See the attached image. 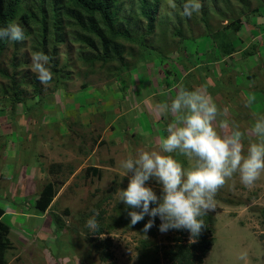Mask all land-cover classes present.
<instances>
[{
  "label": "rangeland",
  "instance_id": "374dc122",
  "mask_svg": "<svg viewBox=\"0 0 264 264\" xmlns=\"http://www.w3.org/2000/svg\"><path fill=\"white\" fill-rule=\"evenodd\" d=\"M155 1L147 0V4L154 6ZM160 1L150 37L147 21L142 20L140 27L127 25L133 39L146 44H122L128 68L119 77L101 63L89 70L80 58L79 45L69 40L72 36L60 45L56 64L50 61L53 79L47 85L32 70L31 48L17 54L8 49L0 68L11 70L18 58V72L30 78L24 88H30L29 81L31 86L38 83L49 99L44 114L35 119L22 106L9 110L0 102V209L5 212L0 228H10L7 264H92L89 260L94 264H167L163 252L175 245L174 238L190 240L186 229L160 232L159 217L147 232L143 229L148 216L144 224L132 226L127 215L131 210L117 194L119 188L127 187L129 178L120 162L129 156L135 158L140 150H159V140L166 136L167 124L174 119L171 114L157 116L152 106L170 103L178 87L184 86L186 75L179 56L186 54L202 64H212L214 46L207 34L227 24L217 16L218 0H200V11L191 17L183 14L184 0ZM142 5L143 0H126L116 11L120 8V19L129 20L141 16ZM259 7L254 2L247 10L249 19L238 43L243 48L260 40L264 44V26L253 31L256 22L264 24ZM174 31H182L186 41L180 43L181 39L179 42L173 37ZM159 54L167 59L162 60ZM241 59L217 60L213 67L210 65L212 77L201 79L195 71L196 77L188 80L192 90L204 86L209 94L213 87L223 88L213 100L221 112L224 108L229 111L227 117L218 116L215 123L218 126L227 119L230 128L238 125L244 133L246 152L257 140L251 132L254 123L264 117V67L257 58ZM253 75L254 79L247 80ZM232 84L237 91L226 86ZM5 86L7 83L0 80V98ZM249 95L259 98L246 106ZM174 156L185 167L189 165L185 157ZM88 168L100 169L101 176L87 175ZM46 183L55 186L57 195L50 208L40 214L35 206ZM150 183L159 195V186L155 181ZM220 191L242 204L230 206L215 199V208L208 213L214 221L215 241L203 264H264V174L250 187L235 174ZM95 213L98 227H104L101 235L87 227ZM56 220L61 223L57 232ZM243 252L247 253L245 260L239 259ZM101 256L106 261H101Z\"/></svg>",
  "mask_w": 264,
  "mask_h": 264
},
{
  "label": "trees",
  "instance_id": "16d2710c",
  "mask_svg": "<svg viewBox=\"0 0 264 264\" xmlns=\"http://www.w3.org/2000/svg\"><path fill=\"white\" fill-rule=\"evenodd\" d=\"M126 0H0V27H7L9 23H19L25 31V40L13 42L5 39H0V65L7 54L9 48H13L15 54L22 52L21 50L31 48L33 53L37 51L44 52L51 57V62L55 63L56 52L60 45L65 43L67 37L73 44L80 47V58L89 70L95 69L101 63L104 69L110 68V72H114V76H119L128 68L122 44L133 43L144 47L146 42L133 39L130 34V29L127 25H135L140 27L141 21L145 20L148 24L147 36H151L157 21V13L160 8V0H156L154 6L147 4V0H143L141 16H132L129 20H121L119 17L118 7ZM220 1V0H218ZM216 1L217 16L220 21L225 19L227 24L215 33L208 32L207 37L213 44V49L210 52L212 64H217L220 59L233 58L234 56L242 57V61L256 59L264 67V44L259 41L248 48H243L238 45L240 42V33L244 28L247 17V10L252 7L254 2H257L260 7L257 10L264 14V0H222ZM239 5L237 9L236 6ZM228 16L225 18V16ZM257 15V14H255ZM208 25V22L206 23ZM253 28V31H256ZM146 37V36H145ZM173 37L178 38L180 43L186 40L182 39V31H174ZM126 50V47H125ZM158 53V52H156ZM160 58L166 60L167 57L161 54ZM241 55V56H240ZM129 56H133L130 53ZM192 56L183 54L179 56V63H182V73H185L184 86L188 90H192V85L188 79L196 77L195 71H198L201 79L212 77L213 65L202 64ZM240 59V58H239ZM218 60V61H217ZM16 62L12 64L11 70L0 68V80L7 83L2 90L0 102L6 103L8 109L15 110L16 107L22 106L26 114L36 118L39 114L45 111V105L49 99L48 93L44 88L34 82L27 90L24 88V82L30 78L18 72L19 65ZM56 64V63H55ZM117 65V68L114 66ZM191 65V67H189ZM206 72V75L205 73ZM22 76V77H21ZM226 76V73H225ZM21 77V83H20ZM214 77L217 75L214 73ZM255 78V75L251 76ZM229 89L236 91L235 84L226 85ZM222 87L213 89L212 93H220ZM224 96L225 94L222 93ZM256 98H259L256 96ZM256 102V100H255ZM44 114V113H43ZM18 118V115L15 118ZM246 117V116H245ZM248 118V117H247ZM244 118L240 119L243 120ZM250 119H252L250 117ZM104 143V142H103ZM186 165V164H185ZM59 165L55 166L60 170ZM54 171V170H52ZM87 175L101 176V170L98 168H88ZM57 191L52 183H46L42 186L41 191L36 201L35 210L44 214L53 203ZM215 199L227 205H241L242 202L237 201L227 195H223L219 190ZM131 210L130 208H127ZM94 211L91 212L93 214ZM3 210L0 209V218L3 216ZM264 214V213H263ZM205 227L202 229L199 236L194 241L191 234L187 230V237L192 241L187 242L174 238L175 245L163 252V258L167 264H203L205 258L210 253L214 244V221L210 214L202 217ZM145 222L141 221L140 224ZM60 221L55 222V232L60 227ZM139 224V222H138ZM104 227L100 225L96 230L95 235H101ZM10 228L3 226L0 228V264H7L6 253L11 247L9 238ZM189 241V240H188ZM99 248V246H97ZM110 255H106V257ZM101 261H106L104 256L100 257ZM92 264L94 262L89 260Z\"/></svg>",
  "mask_w": 264,
  "mask_h": 264
},
{
  "label": "clouds",
  "instance_id": "9594fccd",
  "mask_svg": "<svg viewBox=\"0 0 264 264\" xmlns=\"http://www.w3.org/2000/svg\"><path fill=\"white\" fill-rule=\"evenodd\" d=\"M201 7L200 0H184L183 14L191 17ZM254 26L260 28L264 24L256 22ZM5 38L13 42L24 41L25 31L19 23H9L7 27H0V39ZM50 60L51 57L41 51L31 56L32 70L44 85L53 79ZM215 88L210 89L209 94L204 86L194 90L180 86L170 103L159 102L152 106L157 116L171 114L174 119L167 124L166 136L159 140V150H140L135 158L129 156L120 162L129 178L127 187L119 188L117 194L120 202L132 209L127 212L132 226L148 216L150 219L143 229L147 232L159 217L160 232L186 229L194 241L205 227L202 217L215 208L216 194L235 174H239L241 183L248 187L264 174V117L254 123L251 132L257 140L245 152L244 133L238 125L230 128L227 119L218 126L215 123L218 116L227 117L229 111L228 108L223 112L218 109L213 100L219 95L212 93ZM255 100V95H249L246 106H251ZM218 128L226 131H218ZM178 154L189 161L187 167L175 158ZM151 181L159 186V195ZM97 215L95 213L87 221V227L92 231L98 229ZM246 258L247 253H241L239 259Z\"/></svg>",
  "mask_w": 264,
  "mask_h": 264
}]
</instances>
